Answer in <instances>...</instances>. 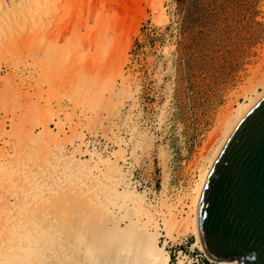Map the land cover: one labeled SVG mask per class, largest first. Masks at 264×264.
Listing matches in <instances>:
<instances>
[{
  "label": "bare ground",
  "instance_id": "bare-ground-1",
  "mask_svg": "<svg viewBox=\"0 0 264 264\" xmlns=\"http://www.w3.org/2000/svg\"><path fill=\"white\" fill-rule=\"evenodd\" d=\"M138 15L137 0H0V264H169L162 232L238 264L206 254L197 208L220 150L264 96V69L222 114L190 191L169 194L164 177L154 203L133 172L147 133L122 107L136 112L137 99L123 77L100 83ZM67 41L108 55L78 58L60 50Z\"/></svg>",
  "mask_w": 264,
  "mask_h": 264
},
{
  "label": "rangeland",
  "instance_id": "rangeland-1",
  "mask_svg": "<svg viewBox=\"0 0 264 264\" xmlns=\"http://www.w3.org/2000/svg\"><path fill=\"white\" fill-rule=\"evenodd\" d=\"M149 1L137 0L138 20L130 25L126 52L120 41L121 50L112 55L107 50L83 55L78 44L68 41L60 50L78 58L98 54L91 58L96 62L108 55L100 83L119 86L122 77L126 79V89L133 92L138 106L134 112L124 100L122 107L147 133L137 142L149 150L133 162L134 178L138 189L156 203L164 177L169 194L190 191L222 114L244 100L264 69V0ZM158 3L163 12L155 7ZM164 240L175 255L182 248L204 255L191 246L190 234L172 241L162 232L159 244Z\"/></svg>",
  "mask_w": 264,
  "mask_h": 264
},
{
  "label": "water",
  "instance_id": "water-1",
  "mask_svg": "<svg viewBox=\"0 0 264 264\" xmlns=\"http://www.w3.org/2000/svg\"><path fill=\"white\" fill-rule=\"evenodd\" d=\"M197 224L206 254L264 264V96L236 126L207 175Z\"/></svg>",
  "mask_w": 264,
  "mask_h": 264
},
{
  "label": "built area",
  "instance_id": "built-area-1",
  "mask_svg": "<svg viewBox=\"0 0 264 264\" xmlns=\"http://www.w3.org/2000/svg\"><path fill=\"white\" fill-rule=\"evenodd\" d=\"M168 252L170 255V264H176L179 256L183 258L184 264H221L217 261L208 259L205 255L194 253V250L187 251L182 248L177 251V255H175L174 251L171 253L170 249ZM172 260H175V262Z\"/></svg>",
  "mask_w": 264,
  "mask_h": 264
}]
</instances>
